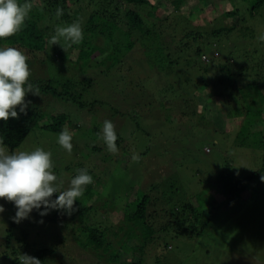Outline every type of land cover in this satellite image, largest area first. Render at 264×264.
<instances>
[{
    "label": "trees",
    "instance_id": "1",
    "mask_svg": "<svg viewBox=\"0 0 264 264\" xmlns=\"http://www.w3.org/2000/svg\"><path fill=\"white\" fill-rule=\"evenodd\" d=\"M188 1L31 0L33 7L21 31L0 40V47H15L22 51L27 57L28 67L37 62L45 66L43 68L50 66L49 69L54 72L43 71L47 74L33 78L30 73L28 82L34 89H39L38 95L29 92L25 96L28 107L24 114L19 113L17 106V118L0 121L3 146L8 153L15 154L28 136L37 131L44 136L40 139L48 146V150H64L57 142L58 134L62 130L69 131L71 135L77 132L79 124L74 119V114L90 112L94 106L104 103L97 99L90 103L83 101L87 90L111 95L113 99L109 97L110 100H106L109 104L129 102L136 106L140 103V91L141 94L144 93L141 96L142 102L150 98L151 93L148 95L143 87L150 82L156 87L153 89L159 96L151 97L155 101L160 100L162 106L167 104L171 110H177V107L183 109V113L187 115L179 118L184 120L186 117L189 124L199 120L197 123L201 125L203 119L214 110L217 111L216 109L229 113L231 117L225 116L229 120H241L234 144L243 148L253 145L261 152L258 169L241 177L235 176L229 171V158L222 156V168L218 169L212 180L202 183L203 190L179 205L173 201L166 202L170 209L164 207V202L156 196L158 185H153L143 195L133 197L131 203L126 202L116 229L110 223L106 229L98 227L99 224H88V213L99 211L94 200L97 192L92 189L93 183L85 187L84 194L74 203V211L68 213L59 210L48 219V228H38L39 220L47 218L46 215L40 216L37 210L27 219L17 222L14 205L6 202L5 214L8 218L0 241V264H21V255L40 261L58 256L61 261L56 264H66L64 255L68 253L62 251L68 247L70 257L75 256L73 259L78 260L77 254L88 255L79 257L82 258L80 263L84 264H146V258L139 257V254H143L144 248L158 239H153L155 232H158L156 235H160V238L169 235L174 238L182 237L183 241L192 238L202 240L209 232L222 229L218 224L221 225L224 220L214 224V218L224 210L225 218L233 220L236 216H244L254 220L252 229L255 242L261 241L259 250L261 246L264 248V211L257 213L258 208L250 204L258 193L264 192V60L255 57L254 48L253 53L246 50L250 39L254 40L256 36L245 21L246 18L252 20L258 15L264 0H191V5L183 13L182 7ZM20 2L23 3L24 0ZM193 5L196 9L202 6L209 10L208 7H211L213 13L217 14L216 19L203 28L193 26ZM223 5L228 6V9L225 7L220 12ZM58 8L63 9L60 17L56 16ZM176 13L183 17L180 16V21L174 26L171 16ZM73 22L81 24L83 40L68 46L60 38L58 45H53L51 37L56 28L67 27ZM180 30L184 39L178 40L177 33ZM228 37H232V42L239 37L243 43V47L237 49L240 53L238 61L235 60L236 49L233 52L230 49L222 57L220 51L214 52ZM245 40H248L246 45ZM146 46L156 48L155 55L148 61H141L144 52L142 49ZM209 49L211 56L207 55ZM76 51L77 59L72 62L70 54ZM164 52H167L168 59L163 58ZM202 56L207 58L206 62L201 60ZM166 62L168 63L164 67ZM145 65L149 66L153 81H148L150 76L143 78ZM124 66L128 68L123 70ZM238 66L239 70L236 68ZM152 69L157 72H152ZM179 69H183L181 75H178ZM137 70L139 75L136 74ZM158 71H162L161 74ZM120 85L123 88L129 87L131 93L122 95L124 89L119 90ZM48 100L73 106L77 110L75 113L70 108V112L49 111L45 108ZM216 100L222 102V109L213 107ZM200 109L204 111L201 113ZM191 117H194L193 122ZM255 120L257 122L254 125L247 126V123ZM254 128L259 129L256 131ZM249 131H252V139L247 136ZM51 134L56 139L50 138ZM98 136L100 137L99 134ZM71 142L77 157L87 159L90 153L98 151L96 147L81 150L76 142ZM121 143L116 140L117 148ZM205 153L209 154L211 151ZM51 159L52 171L60 185L68 178L67 181L70 182L77 175L76 170L69 174V166L58 163L57 157L51 155ZM87 171L93 177V182L101 184L99 178H94L92 170ZM62 187L66 189L65 186ZM55 196L53 194V199ZM239 222L236 219L231 221L228 230L236 232V223L249 225L248 220ZM50 223L59 225L62 230L55 232ZM78 225L80 226L75 228ZM225 234L221 238L227 239ZM48 242L51 244L48 245ZM236 242L238 244L240 241ZM161 247L153 246L155 249ZM168 247L167 251L171 252L172 248ZM212 247L216 248L215 245ZM237 250L238 255L243 253L240 248Z\"/></svg>",
    "mask_w": 264,
    "mask_h": 264
},
{
    "label": "rangeland",
    "instance_id": "2",
    "mask_svg": "<svg viewBox=\"0 0 264 264\" xmlns=\"http://www.w3.org/2000/svg\"><path fill=\"white\" fill-rule=\"evenodd\" d=\"M191 3L192 1L189 0L185 6L183 5V13L186 12L187 7L191 5ZM221 7L220 12L222 9L225 10V7L227 8L228 6L223 5ZM192 9L194 13L192 22L195 27H206L209 25L210 21H214V19H216L215 17H217V14L213 13L214 11L211 7H208L209 10L202 6L196 9L195 5H193ZM202 10L204 11L202 12ZM220 12L218 11L217 13ZM180 16L183 17V15H178L177 13L171 16L174 26L176 22L180 21ZM230 21L231 19L229 22ZM245 21L248 22L247 25L252 28L256 36L254 40L250 39L251 41L249 46L247 45L246 50L248 52L252 51L253 53L254 48L256 50V53H254L256 54L255 57L258 60H264V5L260 8L258 15L255 16L254 19L250 20L246 18ZM203 30H200V32L203 33ZM177 36L178 40L184 39V34L181 30L177 33ZM244 42V45H246L248 40ZM170 44L171 42H169V45ZM242 45L243 43L239 37L237 40H233V42L232 37H228L214 49V52L220 51L219 53L222 57L224 56L223 54L229 53L230 49L231 52L236 49L235 60L238 61L240 59V53L237 49H239L240 46L243 47ZM145 48L142 49L144 52L142 53L143 58L141 61H148L155 55L156 48H149L148 46ZM164 54L165 56L163 58L168 59L166 57L167 52H164ZM207 55L211 56L210 49ZM77 56V51L71 53V61L73 62L77 59ZM201 60L206 62L207 58L202 56ZM167 63L168 62L164 64V67ZM249 63V66H251V62ZM43 67L45 66L37 62L32 63L29 67L30 73L32 74L31 77L46 75L47 73L43 71L54 72L49 69L50 66L46 68ZM127 68V66H124L123 70ZM236 68L239 70V66ZM162 69L165 71V68ZM151 71L154 73L157 72L155 69ZM182 71L183 69H179V71H177L178 75H181ZM161 72L162 71H158L159 74H161ZM123 73L127 75V72L123 71ZM143 73V78H148V76H150L148 81H153L148 65L143 67ZM136 74L139 75V70H137ZM120 87L119 90L124 89L122 95L124 94L126 96L128 92L131 93L129 87L123 88V85H120ZM143 87L146 89L147 92H145L148 95L151 93L149 95L150 98L144 99V101L147 102V104H144L146 102H142L141 97L144 93L141 94L140 91V103L136 106L130 105L129 102L126 104H109L106 100L108 101L110 98L113 99L111 95H107L102 91L98 93L96 91L92 92V90H87L85 92L83 101L90 103V101L97 99L104 101V103L97 107L94 106V109L90 112L79 113L76 112L77 109H74L73 106H66L60 102L47 101L45 108L49 111L59 110L60 112H70L68 109L70 108L72 113L76 112L74 114V119L79 124V128L75 134L73 132L72 141L76 142L78 148L81 150H84L86 147H91V149L96 147L98 149L95 153H90L87 159L77 157L75 155V150H72L71 153L65 152V150L56 152H54V149L52 151L48 150V146L42 142V137L44 136H41L40 132L37 131L31 133L19 149L25 152H31L36 148H41L44 151L51 152L54 158L57 157L58 163H65L66 166H69V174L82 167H86L93 171L94 178H99L101 184L97 182H93L92 184V189H96L97 192L94 200L99 211H95L96 213L94 211L88 213V224L91 226L99 224L97 225L98 227L100 226V228L106 229L107 224L110 223L113 229H116L118 220L121 221V215L123 214L122 212L124 211L126 202L128 204L131 203L133 197L143 195L146 191H149L153 185H158L156 187V196L164 202V207L167 209L171 207L169 204L167 205L166 202L169 203V201H173L176 205L185 202L187 199L203 190L202 187L204 186L202 183H204V181L212 180L213 176L218 173V169H221L223 166L222 156L229 158V164L231 165L229 171L238 177H241V175L247 172H253V170L258 169V166L261 164L259 162L261 152H259L255 146L252 145L243 148L234 144L237 137L236 130L241 126L242 121L229 120L228 118L231 117L229 113L225 112V110L220 112V110L216 109L223 108V104L220 100H216V104L213 106L217 111L214 110L207 115V117L204 118L205 121L203 119L201 125L197 123L199 120L189 124L186 117H184V120L180 119L182 116L187 115L183 113V109L177 107V110H171L167 104L164 103L165 105L162 106L159 103L160 100L155 101L151 97L152 95L154 97H159L158 93H155L153 89H156L153 84L151 85V83L148 82V84ZM203 111V109H200L201 113ZM262 117L264 118V116ZM191 118L193 122L194 117ZM104 119L110 120L115 125L117 139L122 142L116 152L109 151L103 142L102 127ZM256 122L255 120L252 123H247V126H252ZM258 129L259 128H254L256 131H258ZM91 132H93V134ZM250 132L252 131H249V135L247 136L252 139ZM97 134H99L100 137H97ZM40 137L42 139H40ZM52 137L56 139V137L51 134L50 138ZM19 150L15 153L21 152ZM208 151H211V153H205ZM6 153L10 154L7 150ZM67 180H69V178ZM67 180L61 183L66 189L70 185V182ZM62 186L61 190H66L63 189ZM263 196L264 192H260L250 201L252 206L258 208L256 210L257 213L264 211ZM6 204L5 200L0 199V206L4 208V212L0 213V241L5 231L8 218H6L5 214ZM57 212L58 210L50 209L46 215L47 219L39 220L38 225L41 228L39 226L38 228H48V219L52 218ZM33 213L34 210L30 215ZM225 214L226 210L216 214L214 218V224L221 223L222 220H224L221 225L218 224L222 229L209 232L202 240L192 238L183 241L182 237L174 238L169 235H163L160 238V235H156L158 232H155L153 239H158H156L154 243H149L150 245L144 248L143 254H139V257L146 258L144 260L147 261L146 264H264V248L261 246L259 250L258 245L262 243L261 241L258 243L255 242L256 239L253 236L252 226L254 220L244 216H236L231 220L225 218ZM235 219L240 222H247L248 220L249 225L244 226L243 224L240 225L236 223L238 230L232 233L228 230V227L231 221ZM161 225L162 223H160V226ZM79 226L80 225L75 226V228ZM51 227L55 232H60V230H62V227L54 223L51 224ZM226 232L227 234H225ZM222 234H225L227 239L221 238ZM238 240L240 242L237 244L236 241ZM50 244L51 243L48 242V245ZM214 245L216 248L212 247ZM153 246H156V248L159 246L162 247L160 249H155ZM167 246H169L168 249H170V247L172 248L171 252L167 251ZM238 248L243 252L240 253V255L237 253ZM62 252L68 253L64 255V262L67 261L66 264H84L80 263L82 258L79 257H88L87 254L81 253L77 254L78 260L73 259L75 256L71 258L69 247ZM155 259L159 261H154ZM60 261L61 260H58V256H55L49 260L47 259L40 262L41 264H56Z\"/></svg>",
    "mask_w": 264,
    "mask_h": 264
},
{
    "label": "clouds",
    "instance_id": "3",
    "mask_svg": "<svg viewBox=\"0 0 264 264\" xmlns=\"http://www.w3.org/2000/svg\"><path fill=\"white\" fill-rule=\"evenodd\" d=\"M31 0H0V40L11 37L21 31L25 20L32 10ZM63 15V9L56 10V16ZM63 38L68 46L83 40V30L79 22L67 27H57L51 37V43L58 45ZM26 55L15 47H0V121L17 118L24 114L28 104L25 96L31 92L38 95L39 89L28 82L30 70L26 63ZM102 139L111 152L118 151L115 125L105 120L102 127ZM72 135L67 130L58 134V144L68 153L72 152ZM51 153L41 148L31 152L21 151L7 154L0 138V199L12 202L17 222L27 219L33 210L40 216L49 210L74 211L73 205L85 191V187L93 183V177L87 169H78L77 175L70 180L66 190H61L57 176L52 171ZM62 183V182H61ZM53 194H56L53 199ZM41 209H43L41 211ZM4 212L0 206V213ZM21 264H41L40 260L21 255Z\"/></svg>",
    "mask_w": 264,
    "mask_h": 264
}]
</instances>
